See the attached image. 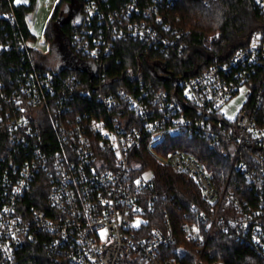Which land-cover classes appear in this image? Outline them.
<instances>
[{
	"label": "built area",
	"instance_id": "built-area-1",
	"mask_svg": "<svg viewBox=\"0 0 264 264\" xmlns=\"http://www.w3.org/2000/svg\"><path fill=\"white\" fill-rule=\"evenodd\" d=\"M175 1L151 0L140 12L137 0H131L125 11L106 15L100 0H87L65 63L88 70L101 81L104 59L117 38H140L161 51L170 48L177 42L175 35L180 39L182 34L159 11ZM40 3L36 0L30 15L33 33ZM133 9L143 15L141 22L131 19ZM170 31L173 37L166 34ZM21 47L33 46L28 41ZM11 48L10 40L0 44L1 52ZM59 65H34L32 71H22L25 82L15 88L16 93L1 95L0 123L9 128L12 144L3 143L0 154V264H21V251L28 243L43 245L49 264L64 260L68 264H225L211 254L208 260L204 256L217 223L264 259V24L227 60L180 79V91L170 96L144 79L134 85L138 91L121 85L109 93L100 82L96 99L108 111V120L91 115L85 122L84 116L71 114L80 79L75 73L64 75L65 67ZM237 96L244 99L238 114L221 113ZM30 114L42 131L55 128L60 145L54 151L37 143L39 131ZM175 134L203 136L211 145L223 147L231 168L244 173L249 187L262 194L261 207L238 217L228 214L226 222L221 208L233 204L242 210L243 204L232 193L220 195L211 172L195 156L166 148V137ZM142 149L193 178L206 206L183 210V203L175 200L178 217L159 214L168 193L158 190L150 172L135 170L133 157ZM40 173L49 181L50 208L28 209L24 199ZM175 224L183 241L199 249L192 262Z\"/></svg>",
	"mask_w": 264,
	"mask_h": 264
},
{
	"label": "trees",
	"instance_id": "trees-1",
	"mask_svg": "<svg viewBox=\"0 0 264 264\" xmlns=\"http://www.w3.org/2000/svg\"><path fill=\"white\" fill-rule=\"evenodd\" d=\"M86 2L87 0L58 2L46 30L47 38L53 48L52 52L55 48L65 51L68 49L70 38L80 21ZM100 2L106 15H109L115 10L120 12L128 9L131 0H100ZM150 2L151 0H137L136 5L141 12V8ZM35 4L36 0H0V14L10 18H0V44L8 40L12 42L9 51H0V83L4 84L3 88L0 87V103L4 104L1 99L3 92H8L12 96L15 88H19L20 82H25L22 71L28 69L32 71L34 65L53 68L62 64L65 67L62 69L64 75L75 73L80 79L77 92L72 99L75 113L71 114L84 116L85 122H88L87 117L91 115L108 120V111L96 99V88L100 82L105 86L104 92L109 93L121 85L131 90L136 88L138 91L139 87L134 85L139 82L138 80L144 79L156 91H164L170 96L180 91L178 87L180 79L193 76L216 62L227 60L239 48L248 44V37L252 31L264 24V0H177L171 6L160 8L159 13L164 21H170L174 28L180 29L182 34L180 39L175 33L172 34V31L166 33L170 34V37L175 35L178 39L164 51L140 38L129 36L115 39L111 53L104 59L105 65L102 71L105 79L100 81L99 76L93 77L90 71L68 62H57L59 66H52L48 55L41 54V51L35 47L22 49V43L34 41L36 38L28 22ZM62 5H65L66 9H62ZM130 14L131 19L138 22L143 19V15L135 9ZM151 19L153 21V18ZM95 29L96 33H99L98 28ZM27 106L31 113L32 105ZM195 113L197 115V112ZM30 120L39 131L35 136L37 143L41 142L45 150L50 152L59 147L60 138L55 128L50 126L42 131L39 122L36 124L31 114ZM5 142L8 145L12 144L9 128L0 123V154ZM164 143L168 150L181 149L195 156L211 172L220 195L232 193L243 204L242 210L233 204L221 208L220 216L225 218L226 222L228 214L238 217L246 211L261 207L262 194L256 192L255 188L249 187L244 173L231 168V160L224 153L223 147L213 146L205 137L198 135L191 137L179 134L168 135ZM23 154L26 152L22 151ZM12 155L13 151L9 149V156ZM133 160L137 166L136 171L150 172L151 180L158 190L168 193V199L162 200L159 214L169 212L172 216L178 217L175 200L183 203V210H188L191 205L206 206L202 192L189 175L175 172L160 163L145 149L137 151ZM48 194L49 181L40 173L39 179L26 194L25 205L28 209L41 207L48 210L50 208ZM171 196H174V199H171ZM262 218L264 221V215ZM175 227L179 240L185 247L183 250L189 252L190 262L194 261L200 255L199 249L185 243L178 225L175 224ZM204 251L206 260L211 254L212 259H220L225 264H264V259L252 245L234 238L231 232L225 230L224 225L218 223ZM20 262L49 264L50 256L40 243H28L21 251ZM63 264L68 263L64 260Z\"/></svg>",
	"mask_w": 264,
	"mask_h": 264
},
{
	"label": "rangeland",
	"instance_id": "rangeland-1",
	"mask_svg": "<svg viewBox=\"0 0 264 264\" xmlns=\"http://www.w3.org/2000/svg\"><path fill=\"white\" fill-rule=\"evenodd\" d=\"M59 1L60 0H41L35 27H34V34L36 38L34 41L30 42V45H32L33 47L41 51V54L48 55L50 64H53L52 66H56L57 62L60 63V61H58L59 59L60 60L62 59L60 55L66 54V51L64 49L59 50L55 48L52 52L53 48L46 34V30L48 28L50 19ZM65 7H66L65 5L61 6L62 9H66ZM28 22L30 26L32 27L33 25L32 17L28 19ZM243 100L244 99L242 96L235 97L234 99L229 101V103L225 104L221 108V113L225 112L229 116L237 115L240 105L243 102Z\"/></svg>",
	"mask_w": 264,
	"mask_h": 264
},
{
	"label": "flooded vegetation",
	"instance_id": "flooded-vegetation-1",
	"mask_svg": "<svg viewBox=\"0 0 264 264\" xmlns=\"http://www.w3.org/2000/svg\"><path fill=\"white\" fill-rule=\"evenodd\" d=\"M66 12H67V11H66ZM63 16H65V13L63 14ZM61 57H62V59H61V60L59 59L58 61H64V60L66 61V58H65L64 56H61ZM59 58H60V57H59ZM65 61H64V62H65ZM56 62H57V61H56Z\"/></svg>",
	"mask_w": 264,
	"mask_h": 264
}]
</instances>
